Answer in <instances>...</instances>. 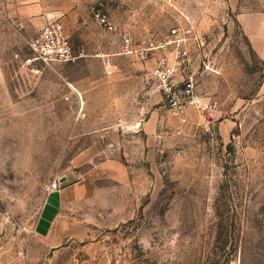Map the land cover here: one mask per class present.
I'll list each match as a JSON object with an SVG mask.
<instances>
[{"label":"rangeland","instance_id":"374dc122","mask_svg":"<svg viewBox=\"0 0 264 264\" xmlns=\"http://www.w3.org/2000/svg\"><path fill=\"white\" fill-rule=\"evenodd\" d=\"M103 1L118 32L91 17L67 31L76 58L40 73L23 66L25 39L0 30V264H264V60L235 16L260 0ZM191 13L209 35L199 83L219 109L182 122L152 60L119 51L121 33L156 36ZM91 145L104 157L84 159ZM70 174L90 195L42 236L46 186Z\"/></svg>","mask_w":264,"mask_h":264},{"label":"built area","instance_id":"2783aa9c","mask_svg":"<svg viewBox=\"0 0 264 264\" xmlns=\"http://www.w3.org/2000/svg\"><path fill=\"white\" fill-rule=\"evenodd\" d=\"M162 6H176V0H154ZM5 0H0V18L4 16ZM93 19L109 32H118V25L103 0L90 4ZM209 44V35L201 30L192 15H185L168 31L137 38L131 32L121 33L120 54L139 60H152L149 75L161 89L168 111L182 122L189 119L190 109L207 110L214 113L219 102L199 83V69L194 61L201 57ZM31 54L23 58V66L34 73L57 62H68L76 58L64 23L52 19L40 28L29 40ZM200 68V67H199ZM209 64L204 62V70ZM62 188L61 178L47 184L48 193Z\"/></svg>","mask_w":264,"mask_h":264},{"label":"crops","instance_id":"0c3cea01","mask_svg":"<svg viewBox=\"0 0 264 264\" xmlns=\"http://www.w3.org/2000/svg\"><path fill=\"white\" fill-rule=\"evenodd\" d=\"M191 1L197 3L200 0ZM208 1L212 10L216 4H221L223 1H226L231 8H239V0ZM92 2L93 0H5V19L1 21L2 23L0 22V30L5 33L8 30L16 31L20 40L24 38L27 45L40 28L52 19H60L66 30L71 32L82 28L90 20L92 15L89 5ZM191 15L196 21L200 19L199 16L196 17L192 13ZM235 16L252 49L259 58L264 60V0L258 1L256 7L241 9ZM208 17L211 21L213 20L211 16ZM198 59L199 57L195 59L194 65ZM149 120L141 124L143 128L151 125ZM104 153H106L105 149L98 151L95 145H91L86 148L83 158L99 160V157H104ZM61 180V190L47 194L37 219L36 231L42 236L49 235L58 220L68 221L74 214L72 212L78 210L90 195L91 190L86 177L70 174L62 176ZM69 209L71 212L67 211Z\"/></svg>","mask_w":264,"mask_h":264}]
</instances>
